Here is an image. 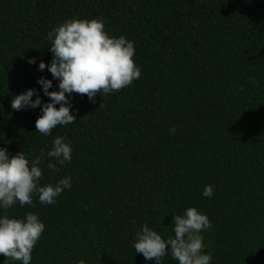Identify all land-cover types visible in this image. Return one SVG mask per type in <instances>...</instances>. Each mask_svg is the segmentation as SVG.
Instances as JSON below:
<instances>
[{"label":"trees","instance_id":"1","mask_svg":"<svg viewBox=\"0 0 264 264\" xmlns=\"http://www.w3.org/2000/svg\"><path fill=\"white\" fill-rule=\"evenodd\" d=\"M70 18L131 40L141 74L95 103L73 93L76 120L44 136L39 106L10 101L30 87L49 100L37 79H52L50 91L57 81L38 64L52 57L48 32ZM56 135L72 160L54 172L41 149ZM0 147L41 156V184L71 177L54 204L33 195L3 210L43 221L31 264H154L134 252L135 233L146 223L174 235L172 215L189 206L211 221V264H264V0H0Z\"/></svg>","mask_w":264,"mask_h":264},{"label":"clouds","instance_id":"2","mask_svg":"<svg viewBox=\"0 0 264 264\" xmlns=\"http://www.w3.org/2000/svg\"><path fill=\"white\" fill-rule=\"evenodd\" d=\"M47 35L52 57L47 65L40 60L38 69L43 71L47 67L57 87L50 91L53 80L41 76L37 83L49 97L48 101H42L37 90L31 87L13 95L10 101L14 110L39 106L41 114L35 120V129L44 136L50 135L57 125L76 120L70 111L73 93L86 94L89 102L95 103L97 93L103 96L119 91L140 77V69L133 60V42L123 35H109L98 18L65 19ZM35 62L34 57L28 59L30 64ZM175 131V126H170V134ZM41 155L50 158L49 169L59 171L58 166L72 160V145L63 136L56 135L46 153L41 149ZM40 163L41 156L29 160L21 151L10 155L6 147H0V254L19 264H31L32 250L45 225L36 213L16 217L4 214L3 210L17 203L31 205L33 195L42 204H54L64 189L71 188L70 176L59 178L54 184H41ZM201 194L211 198L213 186L205 185ZM172 221L174 235L166 238L143 224L132 241L134 252L154 264H162L166 255L177 264H211V254L203 251L202 232L211 227L207 214L189 206L182 214H173Z\"/></svg>","mask_w":264,"mask_h":264}]
</instances>
